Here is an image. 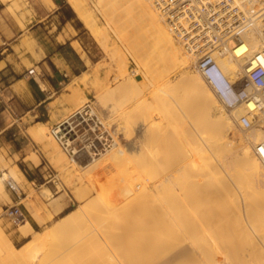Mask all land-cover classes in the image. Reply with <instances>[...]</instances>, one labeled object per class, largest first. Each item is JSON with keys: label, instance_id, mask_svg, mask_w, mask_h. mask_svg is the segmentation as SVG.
<instances>
[{"label": "bare ground", "instance_id": "obj_1", "mask_svg": "<svg viewBox=\"0 0 264 264\" xmlns=\"http://www.w3.org/2000/svg\"><path fill=\"white\" fill-rule=\"evenodd\" d=\"M6 1L9 0H3ZM39 1L52 5L51 0ZM67 1L91 27L93 18L81 0ZM213 1L195 0L193 3L201 8ZM232 1L247 18V24L229 35H222L216 45L207 35L171 33L151 0H122L124 7L118 10L135 15L139 21L136 32H127L119 19H113L119 7H115L116 10H106L104 5L99 7L113 35L136 59L138 70L133 77H126L119 69L123 56L112 52L123 81L98 91L95 99L102 107L107 98L111 99L109 108L106 107L110 114H116L122 124H126L124 129L132 123L134 127L130 129L137 135L128 148H123L108 130L110 121L97 115L113 143L103 160L95 158L97 154L87 149L89 160L81 167L88 171L89 167L97 165L98 159L106 161L104 164L107 161L130 163L133 157L141 156L146 146L162 144L163 148L156 156L135 160L136 178L119 181L120 193L92 216L86 214L85 206L71 209L47 231L20 247H15L0 227V264H39L37 254L44 242L79 219L82 220V237L98 252L88 264H264V235H260L264 228V163L256 149L264 142V113H256V123L244 129L242 118L250 120L246 114L252 105L239 99L243 94L253 93L247 73L252 69V57L264 47L260 34L264 0ZM105 31H98V43L103 48L108 40ZM137 37L144 39L143 42L139 43ZM234 37L237 43L233 47L223 44ZM150 53L160 57L155 66L150 64ZM40 86L43 88L42 84ZM220 86H225L228 92L220 91ZM118 91L121 92L114 99ZM72 93V99L79 104L74 110L83 111L82 106L87 102L84 96L77 88H73ZM229 99L234 105L241 103L226 112L221 101L227 103ZM170 101L183 126L179 142L173 147L167 142ZM91 114L97 113L92 109ZM45 129V125L39 123L31 134L58 153ZM85 138L84 135L77 137L81 141ZM25 159L34 165L39 163L34 153ZM71 161L76 164L75 159ZM162 162L166 167L159 172L157 167ZM88 178L89 182L94 177ZM20 180L26 181L15 165L3 172L0 198L6 196L2 181L19 190ZM79 187L81 197L85 188ZM59 208L56 206L54 212ZM116 222L121 224L114 228ZM17 229L26 237L33 228L24 218Z\"/></svg>", "mask_w": 264, "mask_h": 264}, {"label": "rangeland", "instance_id": "obj_2", "mask_svg": "<svg viewBox=\"0 0 264 264\" xmlns=\"http://www.w3.org/2000/svg\"><path fill=\"white\" fill-rule=\"evenodd\" d=\"M2 1L3 0L0 1V52L7 54V59L10 61V65L14 67V69L19 71V60L23 65L31 67V62L24 60L23 55L25 52L34 55L33 47L35 45L38 44L40 51L46 53L52 47H55L56 42H59L64 44V51H66L67 55H70L71 57L70 64L72 65L74 73L82 71L80 77H71L72 83L66 90L62 91L64 94L56 102L49 105L52 115H55L57 105L65 103L71 107L69 110H64L65 112L59 120L68 115L79 105L74 98L72 99V90L73 88H77L80 91L81 96H84V101L90 103L97 115H99V117L104 121H110L109 126H111V128L107 126L108 130L111 134H114L118 143L123 148H128L129 143L136 139L137 134L133 129H130V127L133 128L134 126H132V123H128L126 127L129 125L131 126L128 127V129H124L126 124H122L123 121L118 118L116 114H110L108 111L112 102L111 99L107 98L105 100V105H103L105 107L104 108L96 102L95 95L98 91H102L106 87H115L123 81V78L119 75V69L123 72V74L126 73V77H133L135 71L138 70L137 62L136 59L128 52L127 48H125V44H121L116 36L113 35L114 33L110 28L111 25L109 26L105 22L106 19L101 16L102 14L99 13V10L101 12L100 8H103V5L106 10L112 8L116 10V8L119 7L116 10V12L119 13H114V16H116L113 19H119L122 27L124 26L123 28L126 29L127 32H136L135 30L138 28L139 21L135 18V15H133V13H127L124 9L118 10L124 7L122 6V0H108L107 2L105 0H81L87 9V12H89L92 16L91 19H95H92L91 27H89L85 23V20L73 10L70 3L67 0H64L65 4L73 11L74 19L64 25H61V23L59 25L56 17H52L53 15L49 17L46 16L55 9V5L50 6L47 4L46 6V4L44 5V3L39 2L38 0ZM83 1H85L88 6ZM109 2L116 3H111L109 5ZM125 12L126 14H124ZM128 16L130 21H128ZM126 21H128V25H126ZM32 25H34L33 28L35 29V33L30 36L27 34L26 28ZM94 25L95 27L93 28ZM90 28L97 31H91ZM102 29L106 30L108 33L106 48H103V46L98 43V39L100 38L98 31H102ZM33 39L37 42V44L33 42ZM137 40L139 43H142L144 39L137 37ZM74 44L76 46L73 48ZM112 52L119 53L123 56V62L119 69L115 65L116 58L111 56ZM150 58V64L155 66L160 57L157 56L156 53H150ZM83 65H85V67ZM13 77L14 75L11 70L7 71V80H11ZM79 86H81V89ZM181 87L183 88V86ZM178 89L181 88L178 87ZM86 90L89 91V94H86ZM83 91H85V94ZM120 92L121 91L116 92L113 95V98L117 99ZM233 103L234 101L231 99L227 100V103L221 101V104L225 108L226 112L233 110L241 102L238 101L237 105H234ZM109 114L110 117H108ZM24 124L27 126L25 133L29 139L24 150L25 157L30 153H34L39 158V161H42V165L40 166L41 172L34 174L35 178L33 181L20 180L19 190H14L11 185L2 181L6 196H2L0 198V227L4 231L8 240L15 247H20L27 240L34 239V237L47 231L65 213L64 211L66 209H74L79 206H85L87 215L92 216L97 213L103 208L106 201L111 199L114 195L120 193V186H117L119 181H129L136 178L137 170L135 160L149 159L152 156L158 155L163 148L162 144L146 146L143 148L140 157H133V159L130 160V163L132 161L131 164L127 163V161H115L114 163L113 161H107L108 163L105 164L104 162L106 161L100 162V160H103L106 155V150H108L106 149L105 151H100L96 156H94L95 158L101 159H98L95 167H92V169L89 167L87 171V168L85 170L81 167L89 160L86 153L83 152L75 158L76 164H74L59 149L52 138L50 139L57 147L58 153H55L51 148L45 146L40 137L32 136L31 130L38 128V124L28 128V126L31 125L30 119H28ZM170 124V128L167 132V142L169 146L173 147L179 142L183 126L181 127V122L178 117H176V108L172 101H170ZM50 126L51 125L45 126V131H47V133ZM114 130L117 131L115 132ZM43 155H45V158H42ZM59 157H61V160L58 159ZM24 161L27 162L29 160L25 159ZM29 163L30 162H27L28 165ZM103 164L104 166H102ZM124 164L126 166H123ZM13 166L14 165H12V163L8 160L5 162L0 159V175L3 172H7L9 168H12ZM100 166L102 167L100 168ZM20 167L23 168L24 166L20 164ZM165 167L166 164L162 162L157 168L158 171L161 172ZM78 168L81 170L78 171ZM93 170L98 171L93 172ZM77 172L80 174H77ZM78 175H80V177ZM85 176L86 179H84ZM87 176L89 178L90 176L94 178H90L91 180L88 178V182L86 181ZM79 178H82L83 180ZM78 182H81L82 184H79ZM78 186L83 189L85 188V192L81 197L78 195ZM12 205H15L21 215L32 225L33 229L26 237H22L17 229L21 222L15 224L7 218L5 214H3L5 207L8 208ZM56 206H60V208L55 213L54 209ZM120 224V222H116L113 226L116 228ZM262 229L260 230L261 234L258 232L261 236L264 235V228ZM82 231V220L79 219L67 229L58 231L56 234L48 238L44 242L42 250L37 254L39 264H88V262L98 254V252L91 247L88 241L84 240L81 234Z\"/></svg>", "mask_w": 264, "mask_h": 264}, {"label": "built area", "instance_id": "obj_3", "mask_svg": "<svg viewBox=\"0 0 264 264\" xmlns=\"http://www.w3.org/2000/svg\"><path fill=\"white\" fill-rule=\"evenodd\" d=\"M194 1L151 0V3L162 16L171 33L176 35L197 33L207 35L213 39L212 42H216L222 35H229L247 24V18L232 0H214L201 8L195 7ZM260 34L264 41V21ZM236 37L223 44L228 48L233 47L237 43ZM250 67L252 69L247 73V81L253 93L250 96L243 94L239 98L247 105H252V109L246 114V117L250 116V120L242 118L244 129L256 123V113H264V47L254 54ZM219 89L228 92L225 86H220ZM92 109L90 103L86 102L82 106L83 111L74 110L49 127V135L69 160L77 158L83 152L86 153L87 149L98 154L100 151L110 149L113 143L97 114H91ZM81 135L86 136L85 140L77 139ZM256 149L264 163V142ZM3 214L15 224L24 220L15 205L5 207Z\"/></svg>", "mask_w": 264, "mask_h": 264}, {"label": "crops", "instance_id": "obj_4", "mask_svg": "<svg viewBox=\"0 0 264 264\" xmlns=\"http://www.w3.org/2000/svg\"><path fill=\"white\" fill-rule=\"evenodd\" d=\"M51 1L55 9L48 13L47 17L53 15L59 25L73 21L74 18L65 20L63 17L64 5L60 0ZM33 27L34 25L26 28L30 36L35 33ZM33 42L37 44L34 39ZM64 50V44L56 42L55 47L45 53L40 51L37 44L33 47L34 55L26 52L23 55L24 60L31 62V67L23 65L19 60V71L10 65L7 54L0 52V159L5 162L8 160L12 165L17 166L27 181H29L27 177L33 181L34 174L41 172L42 161L37 165L27 161L30 162L28 165L24 161V150L29 140L25 133L27 126L24 123L28 119L31 120L28 128L39 123L45 126L56 123L64 110H69L71 107L65 103L57 105V111L53 116L49 105L60 99L64 94L62 91L71 85L72 78H78L82 73V71L74 73L70 64L71 57ZM9 70L14 75L11 80H7ZM79 88L81 89V86ZM83 93L85 94V91ZM87 93L89 94V91L86 90ZM42 158H45V155ZM20 164L24 167L21 168Z\"/></svg>", "mask_w": 264, "mask_h": 264}, {"label": "trees", "instance_id": "obj_5", "mask_svg": "<svg viewBox=\"0 0 264 264\" xmlns=\"http://www.w3.org/2000/svg\"><path fill=\"white\" fill-rule=\"evenodd\" d=\"M61 1V4L62 5H64V8H62V10L64 11L63 12V17L65 18V20H70V19H73L74 18V13H73V11L71 10V8L68 6V5H66L65 4V2H64V0H60ZM61 22H63L62 20H61ZM27 179L29 180V181H31V178L30 177H27ZM69 210H71V209H66L64 212L66 213V212H68Z\"/></svg>", "mask_w": 264, "mask_h": 264}]
</instances>
